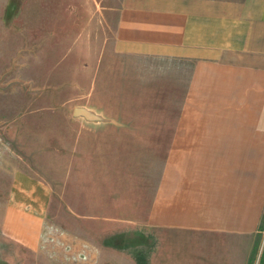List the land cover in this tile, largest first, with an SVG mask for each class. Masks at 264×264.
Returning a JSON list of instances; mask_svg holds the SVG:
<instances>
[{
	"label": "rangeland",
	"instance_id": "obj_1",
	"mask_svg": "<svg viewBox=\"0 0 264 264\" xmlns=\"http://www.w3.org/2000/svg\"><path fill=\"white\" fill-rule=\"evenodd\" d=\"M121 2L0 0V264H179L149 245L162 150L148 136L170 129L185 77L116 50ZM18 173L49 189L34 247L4 219Z\"/></svg>",
	"mask_w": 264,
	"mask_h": 264
},
{
	"label": "crops",
	"instance_id": "obj_2",
	"mask_svg": "<svg viewBox=\"0 0 264 264\" xmlns=\"http://www.w3.org/2000/svg\"><path fill=\"white\" fill-rule=\"evenodd\" d=\"M114 37L118 52L185 77L170 129L148 136L162 150L146 214L153 255L252 264L264 219V0H122ZM48 198L42 181L15 176L4 212L13 238L39 243Z\"/></svg>",
	"mask_w": 264,
	"mask_h": 264
}]
</instances>
